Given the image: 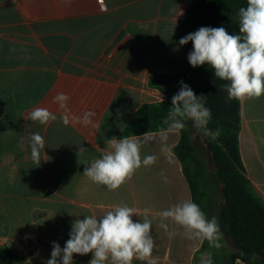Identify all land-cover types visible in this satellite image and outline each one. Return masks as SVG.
<instances>
[{"label": "crops", "instance_id": "crops-1", "mask_svg": "<svg viewBox=\"0 0 264 264\" xmlns=\"http://www.w3.org/2000/svg\"><path fill=\"white\" fill-rule=\"evenodd\" d=\"M195 1L104 0L107 10L101 11L99 0H0L2 248L20 253L38 241L33 262L45 264L53 242L63 248L77 218L100 217L120 203L141 212L147 208L151 217L192 201L174 152L180 133L169 135L166 155L156 140L144 144L142 156L156 155V163L140 168L115 191L94 184L83 172L86 163L107 149L106 140L120 138L144 104L165 100L149 79L186 66L192 45L179 44L180 24ZM60 92L70 97L72 115L94 111V124L73 121L65 126L62 110L53 102ZM37 107L47 108L57 120L48 125L31 121L28 114ZM241 110L242 160L264 201V95L241 100ZM30 133L45 139L40 164L32 161L30 148L18 147ZM80 147L86 151L79 152ZM158 225L159 219L154 220L158 264H196L205 240H188L180 229L181 234L169 238ZM91 258V253L73 256L74 264H88Z\"/></svg>", "mask_w": 264, "mask_h": 264}, {"label": "clouds", "instance_id": "clouds-1", "mask_svg": "<svg viewBox=\"0 0 264 264\" xmlns=\"http://www.w3.org/2000/svg\"><path fill=\"white\" fill-rule=\"evenodd\" d=\"M101 11H106L104 0H99ZM239 34H229L224 27H200L179 41L181 46L192 43L188 53V62L195 68L207 64L214 70L215 77L228 81L225 86L228 99L244 100L260 98L264 95V0H247V6L239 9ZM14 51V49H13ZM180 90L173 95L171 107L157 135L144 133L140 136L106 140L107 149L101 151L99 158L85 164L83 175L97 185L106 186L115 191L130 181L142 167L150 168L157 161L156 155L142 156L144 144L156 140L161 145V152L167 154L170 134H178L185 128V121L190 120L193 127L219 137L220 130L214 132L207 127L212 113L205 106V95L197 96L183 81ZM70 97L57 93L54 97L62 110L60 119L67 126L78 122L84 126L94 124V111H85L82 116L72 115L68 107ZM161 102L163 100L161 98ZM28 119L40 125H48L57 120L56 114L47 108L37 107L28 114ZM30 148V157L36 164L41 162V152L45 149V139L39 133H30L22 137L18 147L23 151ZM86 151L80 147L79 152ZM160 175L167 183L162 171ZM140 217L134 220L133 217ZM159 219L158 227L165 230L169 238L181 234L191 241H208L210 247L220 248L222 232L216 217L209 219L200 206L191 201L174 204L156 212L150 217V210L143 212L126 203L113 205L100 217L95 214L77 218L71 224L69 239L63 248L53 242L50 259L45 264H74L73 256L92 254L88 264H158L154 256L157 247L153 236V221ZM173 225L170 229L169 223ZM255 258V257H253ZM201 264H213L211 253L201 254Z\"/></svg>", "mask_w": 264, "mask_h": 264}, {"label": "trees", "instance_id": "trees-1", "mask_svg": "<svg viewBox=\"0 0 264 264\" xmlns=\"http://www.w3.org/2000/svg\"><path fill=\"white\" fill-rule=\"evenodd\" d=\"M247 0H196L180 24L184 37L200 27H224L229 34H239V9ZM189 44L192 45L191 42ZM187 84L197 96L205 95V106L212 118L207 127L220 130L219 137L207 136L212 156L202 138L193 133L190 123L180 132L181 140L175 154L181 162L189 183L192 201L197 203L209 219L216 217L222 239L232 243L233 250L216 248L218 257L211 254L213 264H264V201L250 182L240 152L242 129L241 100L228 99V81L215 77L207 64L193 68H173L164 74H152L151 87L165 95V100L144 104L137 116L122 132L120 138L160 132L171 107V99ZM209 249L205 240L196 258ZM255 257V258H253ZM24 257L9 248H0V264H19Z\"/></svg>", "mask_w": 264, "mask_h": 264}, {"label": "rangeland", "instance_id": "rangeland-1", "mask_svg": "<svg viewBox=\"0 0 264 264\" xmlns=\"http://www.w3.org/2000/svg\"><path fill=\"white\" fill-rule=\"evenodd\" d=\"M193 133L196 134L195 131H193ZM38 245H39V242L36 241V242L32 243V245H31L32 249L29 248L27 250L20 251L21 254H25L26 260L22 263H19V264H34L33 261L38 256ZM221 245L222 246L220 249H223L225 252H231L233 250L232 243L229 240H223L221 242ZM209 249L210 250H205L202 253H211V254L215 253L214 257H218V254L216 253L218 250L215 247L209 246ZM16 252H18V251H16ZM201 254L197 258L196 264H201Z\"/></svg>", "mask_w": 264, "mask_h": 264}, {"label": "water", "instance_id": "water-1", "mask_svg": "<svg viewBox=\"0 0 264 264\" xmlns=\"http://www.w3.org/2000/svg\"><path fill=\"white\" fill-rule=\"evenodd\" d=\"M186 122L190 123L192 129L194 131H196L197 134L202 138L203 143L208 147V155H209V157H211L212 156V153H211V150H210V146H209V143H208L207 136H205L201 130L196 129L195 127H193L192 121L186 120Z\"/></svg>", "mask_w": 264, "mask_h": 264}, {"label": "built area", "instance_id": "built-area-1", "mask_svg": "<svg viewBox=\"0 0 264 264\" xmlns=\"http://www.w3.org/2000/svg\"><path fill=\"white\" fill-rule=\"evenodd\" d=\"M0 248H2V244L0 243Z\"/></svg>", "mask_w": 264, "mask_h": 264}]
</instances>
